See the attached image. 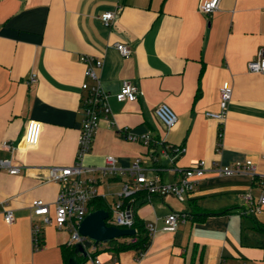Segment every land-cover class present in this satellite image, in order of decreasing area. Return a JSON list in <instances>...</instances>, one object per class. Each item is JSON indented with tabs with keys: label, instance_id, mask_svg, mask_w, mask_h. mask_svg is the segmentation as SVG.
<instances>
[{
	"label": "crops",
	"instance_id": "1",
	"mask_svg": "<svg viewBox=\"0 0 264 264\" xmlns=\"http://www.w3.org/2000/svg\"><path fill=\"white\" fill-rule=\"evenodd\" d=\"M204 1L0 0V157L20 166L17 173L0 169V264L66 263L70 230L55 223L60 184L49 180V167L76 159L82 84L91 81L83 53L103 59L98 71L114 120H100L85 164L101 166L114 155L129 166L142 155L149 167H164L158 171L165 181L179 178L176 167L201 158L223 163L253 158L258 171L209 170L182 200L143 193L136 210L156 227L151 244L140 258L136 249L102 250L103 264H219L221 257L230 264L243 258L264 264V209L241 213L243 192H264V75L248 66L264 50V0H223L211 15L200 11ZM108 11L116 12L110 25L101 19ZM118 41L133 52L123 55ZM33 73L38 78L30 81ZM123 79L140 87L137 99H118ZM225 85L233 94L220 135L221 122L205 112L220 110ZM160 103L178 115L171 128L156 115ZM32 119L43 125L31 145ZM123 127L150 132L164 143H183L186 150L174 162L162 153L155 162L149 146L119 133ZM4 141L11 146L4 147ZM154 147L160 151L161 144ZM109 180L123 185L133 175L102 176L98 188L106 197L110 191L105 194L102 186L109 187ZM35 198L48 202L51 223L33 213ZM8 208L15 214L11 223L4 218ZM173 211L187 217L175 231L165 230V217ZM34 222L41 228L39 249L33 245Z\"/></svg>",
	"mask_w": 264,
	"mask_h": 264
},
{
	"label": "built area",
	"instance_id": "2",
	"mask_svg": "<svg viewBox=\"0 0 264 264\" xmlns=\"http://www.w3.org/2000/svg\"><path fill=\"white\" fill-rule=\"evenodd\" d=\"M223 0H206L200 6V11L205 15H211L220 9ZM116 12H105L101 15V19L106 25H110L115 18ZM120 52L128 56L133 52L132 47L124 42L118 41L116 43ZM80 59L86 63V75L92 81H84L82 87L85 91L82 98L83 120L79 134L78 149L74 163L70 165H51L49 167V180L58 181L60 189L56 199V213L55 223L58 227H67L70 230L69 245H75L76 242H84L88 237L83 235L80 231V223L82 219L90 211V201L92 198L100 194L98 183L102 176L125 174L126 172L133 175V180L124 181L120 191L116 193L115 200L112 204V212L107 219L108 223L115 224L120 227H133L134 213L133 208L126 206L124 199L131 198L135 200V193L140 190H146L148 196L157 194L166 196L174 194L179 199H184L196 187L197 182L209 170H214L219 174L232 175L241 172H249L253 175H258L257 164L253 158L239 159L230 163H223L219 159H212L208 161L206 158H201L192 165L180 168V176L175 181H165L158 171L164 167L153 165L148 166L144 164V156L138 155L136 159L129 166H123L118 163L114 155H108L106 162L101 166L87 165L84 163L85 156L91 151L95 134L99 128L100 120L102 118L109 119L111 124L114 120L111 117V106L108 99L107 91L102 87L100 69L103 66V59L101 57L93 56L83 53ZM249 69L259 71L264 75V50L261 49L257 58L249 62ZM37 74L33 73L30 81L37 80ZM140 87L129 79H123L121 90L117 93L119 100H135L141 94ZM233 87L230 85L222 86L220 89V110H207V116L215 117L221 122L219 134H223V122L226 119L229 102L232 98ZM157 117L168 127H173L178 121V115L175 110L168 103H160L156 107ZM42 122L32 119L29 122V129L27 134V141L29 144L38 142ZM119 133L124 137L141 141L146 146L151 148L150 157L153 161L158 162V156L162 153L169 156L174 162L177 156L183 154L186 147L183 143L170 144L157 141L150 132H137L129 127L118 129ZM161 144L160 151H156L155 144ZM221 144V143H219ZM4 147L11 146L8 141L3 142ZM264 158V153H262ZM7 168L12 173L20 171V166L14 164L10 158L0 157V169ZM157 171L149 175V169ZM264 182V175L261 176ZM246 205L241 209L243 214H256L264 209V192L255 196L253 192L246 191L242 193ZM33 213L42 215L44 222L51 223L53 217L50 215V207L47 201L43 198H35L32 201ZM187 213L171 212L164 220L163 228L169 231H175L179 223L185 220ZM4 218L7 222H13L15 214L13 209L8 208L5 211ZM148 230L151 235L154 234L156 227L153 223H147ZM40 225L36 222L33 224V245L35 249L41 247ZM136 238H133L135 240ZM96 245L93 244L87 248L88 255L83 264H103V261L94 253ZM145 251L138 252V257H142ZM219 264H230L225 257H221ZM234 264H258L249 259H240Z\"/></svg>",
	"mask_w": 264,
	"mask_h": 264
},
{
	"label": "trees",
	"instance_id": "3",
	"mask_svg": "<svg viewBox=\"0 0 264 264\" xmlns=\"http://www.w3.org/2000/svg\"><path fill=\"white\" fill-rule=\"evenodd\" d=\"M143 193L148 196L146 190H140L135 193V200L131 201L130 197H127L124 199V203L126 206H131L133 208V227L136 228V233L132 235H124L120 237H116L111 239L108 242H102L97 243L96 249L94 250L95 254H99L102 250H111V251H122L125 249H136L137 253L140 251H146V249L149 247L152 241V235L150 234L147 223L142 220L138 213H137V206L139 204L141 196ZM112 204L108 201L107 197L103 194H99L92 198L90 201V211L95 210L98 208H105L108 209L110 212H112ZM133 238H136L133 240ZM75 252V245H69L65 247L64 254H65V264H69V258L72 254ZM78 264H83V262L86 260L87 256H84L82 254H78Z\"/></svg>",
	"mask_w": 264,
	"mask_h": 264
},
{
	"label": "water",
	"instance_id": "4",
	"mask_svg": "<svg viewBox=\"0 0 264 264\" xmlns=\"http://www.w3.org/2000/svg\"><path fill=\"white\" fill-rule=\"evenodd\" d=\"M110 216V211L105 208L91 210L82 219L80 223V231L88 237L84 242L75 243V252L69 258V264H78V254L88 255V249L93 242L95 244L108 242L113 238L132 235L136 233L135 227H120L115 224L108 223L107 219Z\"/></svg>",
	"mask_w": 264,
	"mask_h": 264
},
{
	"label": "rangeland",
	"instance_id": "5",
	"mask_svg": "<svg viewBox=\"0 0 264 264\" xmlns=\"http://www.w3.org/2000/svg\"><path fill=\"white\" fill-rule=\"evenodd\" d=\"M109 187H108V185H104V187L102 186V189H104V193L105 194H107V192H109L110 191V193H108L107 194V198H108V201L109 202H111V203H113L114 201V199H113V193H112V191L113 192H115L114 193V196H116V193L119 191V189H121V187H122V181L121 180H109ZM99 191H100V193H102V191H101V189L99 188ZM178 198V197H177ZM179 199V198H178ZM179 200H182V199H179ZM174 201H175V203H177V204H180V202H178V200L175 198L174 199ZM245 202V204H244V206L246 205V201H244ZM182 204V203H181ZM242 208V207H241Z\"/></svg>",
	"mask_w": 264,
	"mask_h": 264
}]
</instances>
